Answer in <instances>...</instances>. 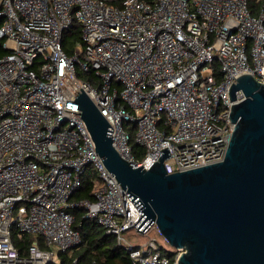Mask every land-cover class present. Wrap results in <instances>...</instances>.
<instances>
[{
  "label": "built area",
  "instance_id": "2783aa9c",
  "mask_svg": "<svg viewBox=\"0 0 264 264\" xmlns=\"http://www.w3.org/2000/svg\"><path fill=\"white\" fill-rule=\"evenodd\" d=\"M70 30L80 39L66 52ZM0 46V264H59L58 251L78 264L75 208L132 264H176L182 250L121 236L157 228L94 152L73 100L86 93L134 167L147 170L164 148L167 173L222 161L230 107L244 100L229 101V87L242 75L264 85L263 12L252 16L247 0H0ZM87 173L93 200L72 201ZM23 234L33 238L21 256L12 236Z\"/></svg>",
  "mask_w": 264,
  "mask_h": 264
},
{
  "label": "water",
  "instance_id": "95a60500",
  "mask_svg": "<svg viewBox=\"0 0 264 264\" xmlns=\"http://www.w3.org/2000/svg\"><path fill=\"white\" fill-rule=\"evenodd\" d=\"M237 91L244 100L230 107L233 129L222 161L174 173L163 166L167 148L147 170L129 164L86 93L80 89L73 100L109 174L138 199L165 242L183 251L176 264H264V85L242 75L229 87V101Z\"/></svg>",
  "mask_w": 264,
  "mask_h": 264
},
{
  "label": "trees",
  "instance_id": "16d2710c",
  "mask_svg": "<svg viewBox=\"0 0 264 264\" xmlns=\"http://www.w3.org/2000/svg\"><path fill=\"white\" fill-rule=\"evenodd\" d=\"M247 7L250 14L257 17L260 12L264 14V0H247ZM77 31V30H76ZM72 30L66 32L63 36L62 45L64 51L69 52L66 49L65 43L78 41L79 33ZM7 52L0 46V58L6 55ZM76 77L83 83H88L91 86L99 85V81L92 73H82L77 69L75 70ZM132 152L136 159H141L142 150L139 146L132 142ZM95 176L87 173L81 178V185L79 189L73 194L72 201L80 200H93V187ZM74 217V223L72 228L78 233L80 238L79 246L73 251V257L78 259V264H132L127 252L122 246H119L115 242V237L112 235H105L102 229L96 225L93 221L83 218V212L79 208L71 210ZM30 235H22L21 239H17L15 235L12 236V243L19 255H24L27 246L32 240ZM41 248L50 249L45 247L40 242ZM60 258L59 264H70L71 258L58 251ZM171 261L173 259L169 254Z\"/></svg>",
  "mask_w": 264,
  "mask_h": 264
},
{
  "label": "rangeland",
  "instance_id": "374dc122",
  "mask_svg": "<svg viewBox=\"0 0 264 264\" xmlns=\"http://www.w3.org/2000/svg\"><path fill=\"white\" fill-rule=\"evenodd\" d=\"M65 47L67 50H70L71 43L66 42ZM121 236L127 241L131 246L137 247L146 244L149 240H155L156 243L161 246L164 250L170 249V246L165 242V240L159 235V233L152 229L146 234H136L135 231L129 230L123 232Z\"/></svg>",
  "mask_w": 264,
  "mask_h": 264
}]
</instances>
